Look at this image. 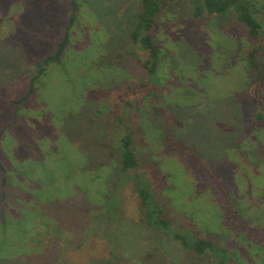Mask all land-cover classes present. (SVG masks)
<instances>
[{"label":"rangeland","instance_id":"374dc122","mask_svg":"<svg viewBox=\"0 0 264 264\" xmlns=\"http://www.w3.org/2000/svg\"><path fill=\"white\" fill-rule=\"evenodd\" d=\"M240 1L263 23L258 40L233 8L201 17L165 0L150 74L130 37L139 0H77L62 59L32 80L72 0H0V264L216 262L148 223L136 172L120 167L126 134L174 227L230 264H264V0Z\"/></svg>","mask_w":264,"mask_h":264},{"label":"trees","instance_id":"16d2710c","mask_svg":"<svg viewBox=\"0 0 264 264\" xmlns=\"http://www.w3.org/2000/svg\"><path fill=\"white\" fill-rule=\"evenodd\" d=\"M165 0H139L138 12L136 24L130 32L132 43L138 44L146 54L142 56L137 55V59L142 67L146 68L148 73L154 74L157 71L161 63L163 49L156 39V26L157 18L163 9ZM77 0H72L74 11L71 13L68 24L65 28V34L62 40L58 41L55 52L46 56L40 63L39 73L44 72L42 65L51 61L61 60L66 50L67 45L70 42V30L77 19ZM193 13L195 16L207 15H225L231 8L237 11L238 19L245 25L248 34L254 40H258L260 33L262 32L263 23L257 18L255 11L252 9V5L248 2H241L240 0H192ZM258 47L253 48L249 52V60L251 66L255 67L258 62L256 60V54ZM146 84L142 83V86ZM34 91V85L31 84L27 93H25L16 102L20 104L26 100L30 94ZM256 117H263V112L259 111ZM2 131L0 130V138ZM120 148V164L122 175H126L130 169L136 172L135 185L136 190L139 193L141 203L145 209L148 223L155 228H162L165 232L171 234L175 239L180 240L183 248L187 251H192L197 254L212 255L216 258L214 264H230L232 258L225 248L216 247L213 241L200 231H194V229L188 228V231L182 230L185 225L180 227H174L171 221L163 216V208L155 200L152 192V186L147 180V184L142 181L143 172L140 169V161L138 152L134 146L133 137L130 134L124 135L121 139ZM0 166L3 163L0 162ZM122 176V177H123ZM232 257V255H231ZM119 258L116 260L118 261ZM231 259V260H230Z\"/></svg>","mask_w":264,"mask_h":264}]
</instances>
